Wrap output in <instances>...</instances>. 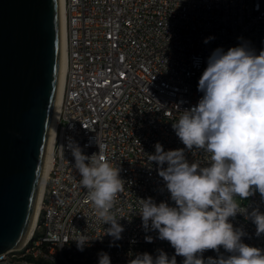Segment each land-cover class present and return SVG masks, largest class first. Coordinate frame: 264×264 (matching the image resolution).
Wrapping results in <instances>:
<instances>
[{"label": "built area", "instance_id": "1", "mask_svg": "<svg viewBox=\"0 0 264 264\" xmlns=\"http://www.w3.org/2000/svg\"><path fill=\"white\" fill-rule=\"evenodd\" d=\"M65 13L66 71L41 208L26 241L1 254L0 264H99L101 252L111 264H129L138 253L155 258L157 250L171 259L170 243L142 227L139 199L176 206L160 166L147 157L160 143L165 151L184 149L190 164L210 166L203 150L185 147L172 123L202 98L198 81L216 48L226 52L243 37L257 55L264 50V0H65ZM210 36L215 39L205 44ZM97 134L125 182L111 210L124 231L114 246L105 235L81 252L72 241L79 232L96 238L110 225L85 198L67 143L71 138L91 156L99 152ZM238 204L247 212L230 222L246 233L243 243L264 250V234L256 236V225L245 218L254 209L264 213V198L257 191ZM220 255L232 253L206 250L203 259ZM183 260L176 256L177 264Z\"/></svg>", "mask_w": 264, "mask_h": 264}, {"label": "clouds", "instance_id": "2", "mask_svg": "<svg viewBox=\"0 0 264 264\" xmlns=\"http://www.w3.org/2000/svg\"><path fill=\"white\" fill-rule=\"evenodd\" d=\"M213 39L207 37L204 43ZM238 39L239 46L226 52L216 48L207 58L198 81L202 98L191 108L178 109L179 119L172 123L185 147L203 150L210 166L190 164L184 149L165 151L160 143L147 157L160 166L158 174L176 206L157 205L151 197L139 199L142 227L146 232L158 230V238L168 241L175 255L170 259L163 250H157L155 258L138 253L129 264H177L176 256L184 257L183 264H264V250L243 243L246 233L229 220L247 212L237 198L245 201L257 191L264 198V50L257 55L249 42ZM95 142L99 152L91 156L71 138L67 143L81 176L79 184L87 189L85 198L103 224L110 225L96 238L78 231L72 241L81 252L91 240L105 235L112 237L110 246H114L124 231L111 210L125 182L120 168L108 161L98 134ZM245 218L256 225V236L264 234V213L254 209ZM145 240L153 242L148 235ZM221 247L232 255L203 259L206 250L219 253ZM99 264H111L107 253H99Z\"/></svg>", "mask_w": 264, "mask_h": 264}, {"label": "water", "instance_id": "3", "mask_svg": "<svg viewBox=\"0 0 264 264\" xmlns=\"http://www.w3.org/2000/svg\"><path fill=\"white\" fill-rule=\"evenodd\" d=\"M60 62V0H0V255L32 230Z\"/></svg>", "mask_w": 264, "mask_h": 264}, {"label": "bare ground", "instance_id": "4", "mask_svg": "<svg viewBox=\"0 0 264 264\" xmlns=\"http://www.w3.org/2000/svg\"><path fill=\"white\" fill-rule=\"evenodd\" d=\"M60 16H61V62H60L59 86H58V92H57V97H56V102H55L53 123L51 127L49 146H48V151H47V156H46V161H45V166H44L43 179H42L41 188H40V195L38 199L37 210H36V215L33 221L32 229L34 228L36 224L37 215H38L39 209L41 208L42 191H43L45 180L48 177V174L51 168L52 147H53L54 138H55L56 126L59 121L60 111H61V98H62L64 76H65V71H66V47H67L65 0H60Z\"/></svg>", "mask_w": 264, "mask_h": 264}, {"label": "rangeland", "instance_id": "5", "mask_svg": "<svg viewBox=\"0 0 264 264\" xmlns=\"http://www.w3.org/2000/svg\"><path fill=\"white\" fill-rule=\"evenodd\" d=\"M236 202H237V203H240V199L237 198V201H236Z\"/></svg>", "mask_w": 264, "mask_h": 264}]
</instances>
